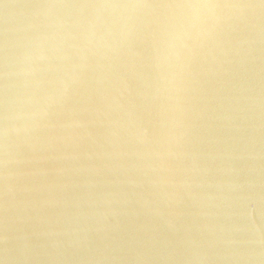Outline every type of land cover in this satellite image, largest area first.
<instances>
[{
  "label": "water",
  "instance_id": "1",
  "mask_svg": "<svg viewBox=\"0 0 264 264\" xmlns=\"http://www.w3.org/2000/svg\"><path fill=\"white\" fill-rule=\"evenodd\" d=\"M159 2L0 0V104L5 55L9 99L17 105L31 99L34 105L70 62L57 59L73 42L61 37L78 35L75 22L93 18L111 47L89 58L92 67L83 71L74 100L98 88H118L124 105L111 114L112 126L102 116L87 117L92 136L82 141L79 159L55 162L66 169L62 175L50 172L33 180L40 191L30 198L49 200L43 227L69 235L50 238L65 243L58 248L34 239L31 259L18 264H264V9L250 12L225 37L227 56L217 51V62L209 58L194 65L195 91L177 170L186 184L161 215L142 199L147 187L134 182L144 179L135 167L143 148L133 132L137 117L145 115L154 78L153 10L44 7ZM29 67L34 75L20 74ZM117 145L128 154L123 159L112 155ZM3 222L0 196V264L5 262ZM77 228L88 231H72Z\"/></svg>",
  "mask_w": 264,
  "mask_h": 264
},
{
  "label": "clouds",
  "instance_id": "2",
  "mask_svg": "<svg viewBox=\"0 0 264 264\" xmlns=\"http://www.w3.org/2000/svg\"><path fill=\"white\" fill-rule=\"evenodd\" d=\"M44 7L153 10L152 23L156 26L154 78L151 91L145 96V115L137 117L133 132L135 140L143 148L142 152L136 153L141 162L135 167L144 179L134 182L141 188L147 187V194L141 195L142 199L164 215L177 200V189L186 184L185 180L178 178L177 170L180 158L184 155L191 93L195 91L193 83L196 74L193 67L198 62H207L209 58L217 62L214 54L217 51L227 56L225 44L228 42L225 37L236 25L246 22L250 12L264 9V5L241 0H184L162 5L64 4ZM75 25L79 34L68 33L61 37L62 41L73 42L57 57L70 62L54 81L53 89L44 90L42 99L34 105L31 99L21 105L9 99V72L5 55L4 95L0 104V196L4 211V264H18L21 258L25 261L31 259L28 253L34 247V239L44 238L51 247L58 248L65 243L50 238L69 235L67 230L57 233L43 227L46 218L42 213L46 211L49 200L30 198L32 193L40 191V187L33 182L37 168L24 166L46 163L50 159H79L82 141L86 135L92 136L88 131L87 117L102 116L103 123L107 121L112 126L114 122L110 119L111 114L124 107L121 103L123 92L118 88H98L81 94L79 101L74 100L75 91L83 81V71L92 67L88 63L89 58L111 47L105 35L97 31L95 19L76 21ZM108 34H112L110 30ZM40 58L48 59L45 56ZM20 74L32 76L34 69H21ZM28 105L33 107L29 109ZM42 131L45 134L38 135ZM38 151L44 154L38 155ZM112 155L123 159L128 154L117 145ZM62 169L63 174L66 169ZM72 231L84 232L86 235L88 228ZM73 242L80 241L68 240L66 243Z\"/></svg>",
  "mask_w": 264,
  "mask_h": 264
},
{
  "label": "snow or ice",
  "instance_id": "3",
  "mask_svg": "<svg viewBox=\"0 0 264 264\" xmlns=\"http://www.w3.org/2000/svg\"><path fill=\"white\" fill-rule=\"evenodd\" d=\"M180 2H184V0H160L159 3L157 4H169V3H180ZM261 5H264V0H259L258 2ZM48 161H51L53 163V167L48 168V167H39L37 168L36 172L34 173V179L35 178H39V177H47L49 175L50 172H53L57 175H61L63 172L62 168H58L55 167V160L54 159H50ZM47 161V162H48ZM41 164H45V163H41Z\"/></svg>",
  "mask_w": 264,
  "mask_h": 264
}]
</instances>
